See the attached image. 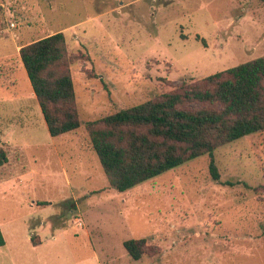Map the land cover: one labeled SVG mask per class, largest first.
I'll list each match as a JSON object with an SVG mask.
<instances>
[{"label": "rangeland", "instance_id": "obj_1", "mask_svg": "<svg viewBox=\"0 0 264 264\" xmlns=\"http://www.w3.org/2000/svg\"><path fill=\"white\" fill-rule=\"evenodd\" d=\"M59 31L82 124L53 137L15 48ZM263 55L261 0H0V264H264V130L119 192L87 128Z\"/></svg>", "mask_w": 264, "mask_h": 264}, {"label": "trees", "instance_id": "obj_2", "mask_svg": "<svg viewBox=\"0 0 264 264\" xmlns=\"http://www.w3.org/2000/svg\"><path fill=\"white\" fill-rule=\"evenodd\" d=\"M66 43L59 31L23 44L19 52L53 137L82 124ZM87 128L110 186L119 192L196 157L212 156L219 147L264 130V55L182 81L145 102L90 121ZM8 160L7 149L0 146V167ZM210 169L219 180L213 158ZM33 238L34 245L40 244ZM123 245L134 260L149 248L145 238H129Z\"/></svg>", "mask_w": 264, "mask_h": 264}, {"label": "crops", "instance_id": "obj_3", "mask_svg": "<svg viewBox=\"0 0 264 264\" xmlns=\"http://www.w3.org/2000/svg\"><path fill=\"white\" fill-rule=\"evenodd\" d=\"M21 46H22V44H21V45H19V44L16 45L15 50L18 52V54H19V52H20ZM20 62H22V61H20ZM22 63H23V62H22ZM30 95H31V97H36L33 88H32V91H31ZM36 98H37V97H36ZM37 100H38V99H37ZM3 135H6V134L4 133ZM7 135H11V131H10V132H7ZM7 142L12 143V141H10V140H8ZM3 246H4V245H3Z\"/></svg>", "mask_w": 264, "mask_h": 264}]
</instances>
